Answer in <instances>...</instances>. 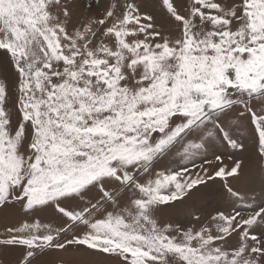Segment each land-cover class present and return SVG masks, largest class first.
<instances>
[{"label":"snow or ice","instance_id":"1","mask_svg":"<svg viewBox=\"0 0 264 264\" xmlns=\"http://www.w3.org/2000/svg\"><path fill=\"white\" fill-rule=\"evenodd\" d=\"M252 174L264 0H0V264H264Z\"/></svg>","mask_w":264,"mask_h":264},{"label":"rangeland","instance_id":"2","mask_svg":"<svg viewBox=\"0 0 264 264\" xmlns=\"http://www.w3.org/2000/svg\"><path fill=\"white\" fill-rule=\"evenodd\" d=\"M211 152H215L216 154H221L224 152V149L221 145L217 144L214 148L210 150V153L208 155L209 160H213L214 157L211 155ZM203 161L197 160V164H201ZM225 163H228V160L225 159ZM261 179H264V177H261L259 174H252L249 179L246 181V183L254 186L256 188L255 195L258 198H264L262 197V194L259 190V186L261 183ZM222 181L219 179H216L214 182H209L208 186L202 189L201 194L197 198L196 204L199 205H206L208 208L215 206V201L213 200V197L218 198V193L222 191ZM235 183V182H234ZM239 187L243 188L245 186V183H241L238 185ZM213 201L212 204H209V201ZM9 220L11 221L12 218L9 217ZM59 254H56L52 257L53 260L57 258ZM87 259H92V257H88Z\"/></svg>","mask_w":264,"mask_h":264}]
</instances>
